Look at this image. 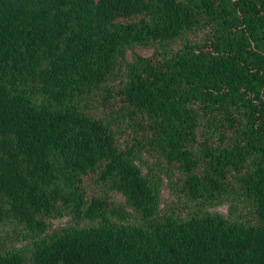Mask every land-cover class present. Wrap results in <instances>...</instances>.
<instances>
[{
    "label": "trees",
    "instance_id": "16d2710c",
    "mask_svg": "<svg viewBox=\"0 0 264 264\" xmlns=\"http://www.w3.org/2000/svg\"><path fill=\"white\" fill-rule=\"evenodd\" d=\"M0 264H264V0H0Z\"/></svg>",
    "mask_w": 264,
    "mask_h": 264
},
{
    "label": "rangeland",
    "instance_id": "374dc122",
    "mask_svg": "<svg viewBox=\"0 0 264 264\" xmlns=\"http://www.w3.org/2000/svg\"><path fill=\"white\" fill-rule=\"evenodd\" d=\"M203 34L198 33L195 35H192L191 40H200L202 39ZM182 46L181 42H176L168 46V48L172 51L180 48ZM155 47L153 45H136L133 47H129L125 51V56L124 60L122 62H130L135 60L136 58L140 56H149L154 52ZM120 72V71H119ZM120 75V73H119ZM120 77V76H119ZM115 79V81H118L120 78ZM114 103V102H112ZM91 106L95 109L102 110L103 113L105 114H110L111 109L113 108V105L106 104V106L103 105L102 99H94L93 102H91ZM118 108L115 107L114 110H117ZM122 127L124 128H130L132 125V122L128 118H124V121L122 123ZM149 158V162L153 163L155 158L154 157H148L147 155L144 156L146 159ZM140 164V162H138ZM143 171H147L148 168L147 166L143 163L141 164ZM113 198L118 200V201H124V197L121 193L117 191L112 192ZM175 198V193L173 192V189L171 188L170 184L167 181V178H163V184H162V189H161V203L163 206H166L169 204L173 199ZM211 211L221 213L225 216L229 215V203L223 202L214 206L209 207ZM69 220L68 216L64 217H57V218H51L49 219L50 227L55 228L60 225H64L67 221ZM20 245V243H19Z\"/></svg>",
    "mask_w": 264,
    "mask_h": 264
}]
</instances>
